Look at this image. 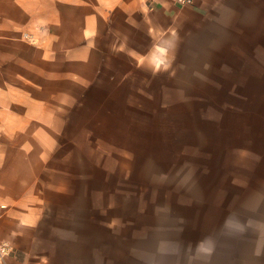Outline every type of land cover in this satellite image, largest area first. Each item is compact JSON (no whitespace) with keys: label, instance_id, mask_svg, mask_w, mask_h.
<instances>
[{"label":"rangeland","instance_id":"rangeland-1","mask_svg":"<svg viewBox=\"0 0 264 264\" xmlns=\"http://www.w3.org/2000/svg\"><path fill=\"white\" fill-rule=\"evenodd\" d=\"M146 3L147 10L135 3L110 10L98 81L83 103L60 111L61 135L19 137L22 152L5 154L16 164L12 173L34 179L37 194L28 197H38L25 201L37 209L34 222L2 229L9 248L79 242L86 245L79 252L101 264H165L170 254L187 256L192 227L198 249L206 239L219 241L214 228L227 225L232 212L204 190L235 181L258 136L249 131L264 130V25L192 16L188 51L163 34V16ZM176 50L185 56L174 57ZM218 254L192 264H235L234 249Z\"/></svg>","mask_w":264,"mask_h":264},{"label":"crops","instance_id":"crops-1","mask_svg":"<svg viewBox=\"0 0 264 264\" xmlns=\"http://www.w3.org/2000/svg\"><path fill=\"white\" fill-rule=\"evenodd\" d=\"M146 1L0 0V203L10 206L1 215L0 242H4L3 228L32 223L37 218V209L25 201L38 203V197H28L37 194L34 179L26 183L22 176L12 173L16 164L7 161L5 154L22 152L15 142L19 137L61 135L62 126L57 123L63 121L60 111L83 103L85 92L94 89L98 81L103 62L100 43L111 33L110 10L133 9L134 3L136 9L147 10ZM150 4L165 20L157 23L165 27L163 34H168L177 48L188 51L192 50L195 26L192 16L214 19L215 25H264V0H193L191 4L150 0ZM169 27L173 28L167 30ZM176 55L182 57L185 53L176 50ZM21 123L25 130H20ZM53 126L58 129L53 131ZM39 127L43 130L37 131ZM249 132L258 136L249 142L252 153L247 163L238 164L235 181L208 185L204 190L209 200H226L221 208L232 212L227 225L214 228L219 241L206 239L207 243L198 249L197 228L192 227L187 256L170 254L165 264H192V258L198 257L212 263L225 247L235 250V264H264V130ZM6 138L12 139V145L2 142ZM39 152L48 150L42 148ZM24 206L29 213H24L22 220L20 211ZM85 246L79 242H16L0 264H101L94 254L85 257L79 252ZM145 263L163 264L158 258ZM119 264L135 263L123 259Z\"/></svg>","mask_w":264,"mask_h":264},{"label":"built area","instance_id":"built-area-1","mask_svg":"<svg viewBox=\"0 0 264 264\" xmlns=\"http://www.w3.org/2000/svg\"><path fill=\"white\" fill-rule=\"evenodd\" d=\"M181 4H191L193 0H177ZM6 208L5 204L0 203V216L2 215V211ZM10 252V248L7 243L0 242V263L3 261L5 256H7Z\"/></svg>","mask_w":264,"mask_h":264}]
</instances>
